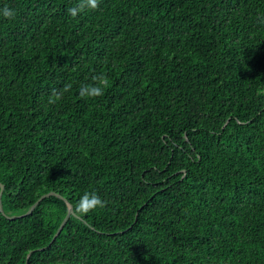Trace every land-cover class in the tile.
I'll return each mask as SVG.
<instances>
[{
    "label": "trees",
    "instance_id": "1",
    "mask_svg": "<svg viewBox=\"0 0 264 264\" xmlns=\"http://www.w3.org/2000/svg\"><path fill=\"white\" fill-rule=\"evenodd\" d=\"M80 2L0 0V264H264V0Z\"/></svg>",
    "mask_w": 264,
    "mask_h": 264
},
{
    "label": "clouds",
    "instance_id": "2",
    "mask_svg": "<svg viewBox=\"0 0 264 264\" xmlns=\"http://www.w3.org/2000/svg\"><path fill=\"white\" fill-rule=\"evenodd\" d=\"M85 7L95 10L98 7V0H81L73 8L69 9V15L75 18L80 12L84 11ZM5 18L11 19L15 13L7 8L3 10ZM264 23V19L261 20ZM95 85H85L80 89L81 97L96 98L103 95V88L100 85L107 86V78L104 76L95 77ZM71 85H66L62 91L53 90L49 98V103H55L62 98L64 92L69 91ZM54 98V99H53ZM105 201H103L96 193H86L75 205V213L79 216H86L95 211L97 208H103Z\"/></svg>",
    "mask_w": 264,
    "mask_h": 264
},
{
    "label": "water",
    "instance_id": "3",
    "mask_svg": "<svg viewBox=\"0 0 264 264\" xmlns=\"http://www.w3.org/2000/svg\"><path fill=\"white\" fill-rule=\"evenodd\" d=\"M184 173H186L184 171ZM0 186H1V193H0V211L4 214V210H3V207H2V194H3V191H4V185H2L0 183ZM50 196H57V197H60L58 194L54 193V192H50L48 194H45L43 195L34 205H32L27 211L26 213L22 214V215H19V216H9L8 218L11 219V220H15V219H18V218H22L24 216H27V215H30L34 209L45 199V198H48ZM61 198V197H60ZM68 214L67 216L65 217L64 221L62 222L59 230L57 231L56 235L54 236V239L53 241L56 239V237L60 234V232L62 231V229L64 228L65 224L67 223V221L69 220V218L71 216H76V214L74 213V209L72 207V205L68 204ZM30 259V255L28 256V259H27V264H28V260Z\"/></svg>",
    "mask_w": 264,
    "mask_h": 264
}]
</instances>
